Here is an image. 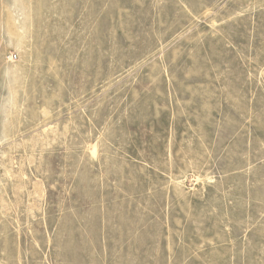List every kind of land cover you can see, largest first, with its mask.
Segmentation results:
<instances>
[{
	"label": "rangeland",
	"instance_id": "374dc122",
	"mask_svg": "<svg viewBox=\"0 0 264 264\" xmlns=\"http://www.w3.org/2000/svg\"><path fill=\"white\" fill-rule=\"evenodd\" d=\"M0 264H264V0H0Z\"/></svg>",
	"mask_w": 264,
	"mask_h": 264
},
{
	"label": "built area",
	"instance_id": "2783aa9c",
	"mask_svg": "<svg viewBox=\"0 0 264 264\" xmlns=\"http://www.w3.org/2000/svg\"><path fill=\"white\" fill-rule=\"evenodd\" d=\"M13 59H16V57H13Z\"/></svg>",
	"mask_w": 264,
	"mask_h": 264
}]
</instances>
